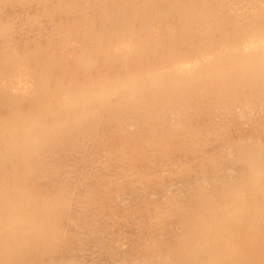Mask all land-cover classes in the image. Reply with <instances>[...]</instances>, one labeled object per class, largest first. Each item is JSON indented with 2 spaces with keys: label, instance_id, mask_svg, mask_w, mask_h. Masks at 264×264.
I'll use <instances>...</instances> for the list:
<instances>
[{
  "label": "bare ground",
  "instance_id": "6f19581e",
  "mask_svg": "<svg viewBox=\"0 0 264 264\" xmlns=\"http://www.w3.org/2000/svg\"><path fill=\"white\" fill-rule=\"evenodd\" d=\"M0 264H264V0H0Z\"/></svg>",
  "mask_w": 264,
  "mask_h": 264
}]
</instances>
